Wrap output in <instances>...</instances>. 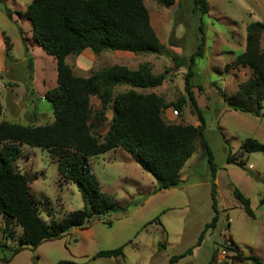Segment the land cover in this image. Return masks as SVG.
<instances>
[{
	"label": "rangeland",
	"instance_id": "rangeland-1",
	"mask_svg": "<svg viewBox=\"0 0 264 264\" xmlns=\"http://www.w3.org/2000/svg\"><path fill=\"white\" fill-rule=\"evenodd\" d=\"M206 1L207 13L201 15L195 10L193 0H174L168 8L153 0H143L150 23L164 45L160 55L105 50L93 63L86 59L83 66H78L74 54L67 57L66 63L74 75L81 77L115 64L135 70L139 64L148 63L152 74L163 73L164 80L157 87L136 90L155 92L163 98L166 106L161 118L165 124L199 127L197 112L184 91V76L202 25L204 52L202 57L195 58L190 82L204 118V137L217 165L218 218L215 227L208 228L200 244L195 246L205 224L214 215L210 170L198 139L192 155L181 169V182L161 191H155L157 183L149 172L142 170L122 147H116L90 157L89 161L100 189L114 199L118 210L93 217L86 227L73 228L60 239L45 241L35 249L24 246L11 260H0V264H168L171 256L180 255L190 247H193L192 252L175 264H253L233 258V253L223 247L231 240L243 255H255L264 262V152L246 153L241 148L247 138L264 144V118L229 109L217 89L219 87L230 96L238 84L251 75L248 67L234 65V58L241 50V32L245 38L246 25L264 22V0ZM0 4L4 6L3 0ZM10 36L13 35L10 33ZM13 37L15 40L16 36ZM37 47L34 51L33 94L29 93L27 78L13 82L0 75V121L35 126L51 122L49 115L53 116V112H48L45 107L51 110L52 107L43 97L56 86L53 74L56 61ZM259 47L264 51V34L260 37ZM228 63L230 67L226 70ZM129 88L128 85L115 86L113 95ZM7 93L9 96L12 93L14 99L23 100L21 107L6 105ZM180 97L185 98V103L181 111L176 112L175 103ZM97 101L100 100L92 98L90 103L93 115L90 125L93 133L102 140L113 112L105 109L104 119L98 121L96 116L101 105ZM34 106L37 109L35 119L31 116ZM108 106L111 108V104ZM56 157L47 150L22 144L14 162L15 170L28 177L39 216L47 223L83 206L77 185L59 177ZM228 157L232 162H227ZM234 188L249 198L254 217L249 216L235 198ZM9 229L16 241L21 227L12 223ZM121 245L123 254L120 256L92 258L100 250ZM2 249L7 250L0 247ZM213 253L214 262L211 263ZM2 256L3 251H0V258Z\"/></svg>",
	"mask_w": 264,
	"mask_h": 264
},
{
	"label": "trees",
	"instance_id": "trees-1",
	"mask_svg": "<svg viewBox=\"0 0 264 264\" xmlns=\"http://www.w3.org/2000/svg\"><path fill=\"white\" fill-rule=\"evenodd\" d=\"M168 8L174 0H153ZM195 10L207 13L206 0H193ZM6 16L11 18L7 9ZM31 24L34 42L56 61V86L44 94L51 104L53 120L45 125H22L7 120L0 121V230L14 237L9 227L12 223L21 227L17 247L2 244L3 262H8L24 246L35 249L45 241L60 239L73 228H84L93 217L116 212L114 199L100 189L89 158L122 147L142 170L156 180L155 191L177 186L181 182V169L194 150L198 139L207 157L211 179V207L214 215L206 223L195 244L198 246L208 228H214L218 218L216 199L217 165L204 137L205 122L193 95L192 65L196 57H202L205 32L199 26L200 36L196 49L189 56V66L184 76V91L200 121L192 125H167L161 118L166 106L163 98L155 92L142 93L135 90L159 86L163 73L153 75L148 63H141L130 70L122 65L103 67L87 77L76 76L66 63L68 55L80 54L89 48L98 55L105 50L160 55L164 45L160 42L143 0H32L24 14ZM245 48L234 58V65L248 67L251 75L238 84L234 94L228 96L219 87L229 109L250 113L264 118V51L260 49V37L264 34V22L254 21L245 27ZM5 49L11 50L9 38L3 37ZM170 45H173L170 42ZM29 93L33 94L34 63L25 49ZM230 64H226L227 70ZM128 85L126 91L113 95V88ZM100 100L101 109L97 120H103V111L111 104L113 115L109 127L99 139L91 128L92 109L90 97ZM185 98L175 103L176 112L181 111ZM2 104L0 100V116ZM33 119L37 109L31 110ZM27 144L55 154L60 178L77 185L83 201L80 209L70 211L59 220L45 222L40 216L31 194L28 177L15 170L14 162L20 155V146ZM244 152H264V144L247 138L241 144ZM227 162H232L227 158ZM235 198L245 212L254 217L250 200L238 188L233 189ZM137 204V203H135ZM126 209L122 208L124 211ZM110 224V221H108ZM233 253L238 262L251 261L264 264L255 255H243L231 240L223 245ZM123 246L100 250L92 258L120 256ZM193 247L180 255L169 258L175 264L179 258L190 254ZM215 253V252H214ZM213 253L211 263L214 262ZM222 264H227L223 262Z\"/></svg>",
	"mask_w": 264,
	"mask_h": 264
},
{
	"label": "crops",
	"instance_id": "crops-1",
	"mask_svg": "<svg viewBox=\"0 0 264 264\" xmlns=\"http://www.w3.org/2000/svg\"><path fill=\"white\" fill-rule=\"evenodd\" d=\"M31 1L32 0H28L22 3L19 0H3L4 6L0 4L2 8L0 9V75H2L3 79L6 81L22 82L25 78H27L26 59H25V49L26 48L28 49V53L31 54L33 58L34 75H36V64H35L34 51L37 50L38 45L34 42L32 38L31 24L29 20L26 17L24 18L22 16L28 4ZM4 9H7L9 11L11 18H8L6 16ZM22 31L24 32L23 34H22ZM10 33L11 35L16 36V39H15L16 41L14 40L13 36L12 37L10 36ZM2 34H5L10 40V43H11L10 52H7L5 49V44L3 41ZM241 36H242V45L240 47L241 48L240 52H242L245 48V38L243 36V32H241ZM89 50H90L89 48H85L80 54L74 55L76 65L83 66V62L86 59H88L91 63L94 62L97 55L93 56V54ZM42 54L44 53L42 52ZM52 59L55 61L54 58ZM52 59H51V62H53ZM55 66H56V63H55ZM53 74L56 80V70L53 71ZM145 93H148V92H145ZM10 94H11L10 96L8 93L6 94L5 104L15 105L16 107H21L23 100L14 99V96L12 95V93ZM92 98H97V97L91 96L90 103H91ZM97 102L100 104V101H97ZM45 108L48 112L52 111L51 109L47 108V106ZM106 109H110L112 111V109L109 106H107ZM53 118L54 117L50 114L49 119L52 121Z\"/></svg>",
	"mask_w": 264,
	"mask_h": 264
},
{
	"label": "built area",
	"instance_id": "built-area-1",
	"mask_svg": "<svg viewBox=\"0 0 264 264\" xmlns=\"http://www.w3.org/2000/svg\"><path fill=\"white\" fill-rule=\"evenodd\" d=\"M17 239H15L16 241H14V237L11 238L10 236L4 234L2 232V230H0V242H2V243H0V247L2 246V244H5L8 247H12L15 243H16V246L15 247H17V244H18L17 243Z\"/></svg>",
	"mask_w": 264,
	"mask_h": 264
}]
</instances>
